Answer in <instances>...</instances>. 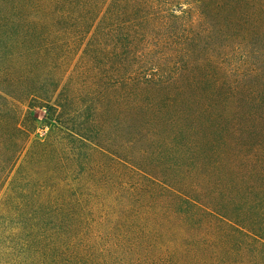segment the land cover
I'll use <instances>...</instances> for the list:
<instances>
[{
	"label": "trees",
	"instance_id": "1",
	"mask_svg": "<svg viewBox=\"0 0 264 264\" xmlns=\"http://www.w3.org/2000/svg\"><path fill=\"white\" fill-rule=\"evenodd\" d=\"M35 107L62 144L37 143L12 178ZM114 122L126 149L102 143ZM91 145L100 172L70 175ZM4 230L39 264H264V0H0Z\"/></svg>",
	"mask_w": 264,
	"mask_h": 264
},
{
	"label": "rangeland",
	"instance_id": "2",
	"mask_svg": "<svg viewBox=\"0 0 264 264\" xmlns=\"http://www.w3.org/2000/svg\"><path fill=\"white\" fill-rule=\"evenodd\" d=\"M89 48H90V55L87 56L84 61L86 65L89 64L91 66H94L96 69H94L88 74L83 75L82 77H78L80 73L74 74L75 76L72 79L74 81V83L72 84L74 88L80 85L82 83L81 82L82 80L86 81L87 84L85 83L86 85L84 86V88H82L84 93L91 91L94 82H97V80H99L98 77L100 76L99 74L100 71H98L97 69V68H100V61H101L100 45L93 44ZM84 50L85 49H83V51ZM95 56L97 58H95ZM239 56L240 55L238 54L231 56L233 59L230 60L229 58L222 65L227 66L230 69L238 66ZM217 61H219L220 63L221 61L220 56L216 58V62ZM246 61H249V60H245V62ZM243 68L244 69L242 70H245L247 68L246 64H244ZM247 69L250 70V68H247ZM91 73H93L94 75L92 78H90L92 76ZM110 95L113 96V94H110ZM35 105L38 106L37 103H35ZM26 110H29L27 106H26ZM230 112L231 110L224 111L225 114H229ZM247 112H250V111H247ZM90 113L91 112H87V115L92 116V114ZM31 114H32V120H34V128L32 129L33 130L32 133L30 134L28 147L26 151L23 153V155L21 156L18 167L14 171L12 178L16 176L19 168L22 167L24 164H26V162L28 161V157L31 155V153L36 151L35 146L37 143L39 142L45 143V142L54 140L57 147H60L62 144L60 135L59 133L56 132L58 130L56 127L57 125L56 123L52 122L51 117L48 116L46 110L40 107H35L34 110L31 112ZM97 115H98V124L96 126H94L93 121L91 123V118L86 123L85 121H87V119L79 118V122L85 123V127L88 129L87 135L96 139L97 142H99L100 144V110L99 112H97ZM103 128L105 129V132L102 135V138L105 141H102V143H106L109 146L114 145V146L119 147V149L115 147L116 150H120L121 148L126 149V147L130 144V135L128 134L126 135V132L127 133L129 132L127 125L121 126L117 122H114V124L111 123L109 125L103 126ZM245 129L249 131L250 130L249 125L245 126ZM122 133L125 135H123ZM120 136H124V137H120ZM149 142L151 143V141H148V142H145L143 145H146ZM90 147L93 149L92 150L93 157L91 158V156H89L86 152H83L85 162L81 167H78L75 164L73 165L72 160L67 161L68 165L66 169L67 171L71 172L70 175H73V172L75 171L76 172L83 171L87 173L86 175L89 177L91 175L89 173L95 172L96 174L100 172V163H99L100 162V148H98L95 145H91ZM51 158H52V155H50L43 164L48 165V163H50L53 167L55 165V160H51ZM55 159H56V155H55ZM73 169L75 171H73ZM88 177H85L86 179L82 180V185L86 184L87 181H88V184L92 182L91 179H89ZM85 191L87 193L85 196L86 197L85 199L86 200L88 199V204L89 205L95 204L98 199L95 198L93 195L97 194V191H98L97 187L96 186L93 187L89 185L88 189ZM99 227L100 226H98L97 228ZM23 242H24V238L20 237L18 234H14L6 230L0 231V264H39L37 261L38 258L35 252L26 253L24 247L22 246Z\"/></svg>",
	"mask_w": 264,
	"mask_h": 264
}]
</instances>
